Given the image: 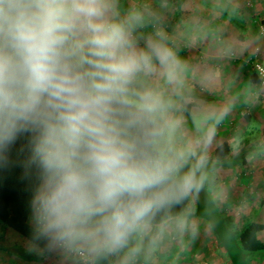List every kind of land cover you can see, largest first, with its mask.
<instances>
[{
	"label": "clouds",
	"instance_id": "1",
	"mask_svg": "<svg viewBox=\"0 0 264 264\" xmlns=\"http://www.w3.org/2000/svg\"><path fill=\"white\" fill-rule=\"evenodd\" d=\"M0 194V264H256L264 0H0Z\"/></svg>",
	"mask_w": 264,
	"mask_h": 264
},
{
	"label": "trees",
	"instance_id": "2",
	"mask_svg": "<svg viewBox=\"0 0 264 264\" xmlns=\"http://www.w3.org/2000/svg\"><path fill=\"white\" fill-rule=\"evenodd\" d=\"M0 228L2 235L0 240H4L9 231L19 230L20 221L14 211L12 198L8 194H0ZM253 254L264 252V248H253Z\"/></svg>",
	"mask_w": 264,
	"mask_h": 264
},
{
	"label": "rangeland",
	"instance_id": "3",
	"mask_svg": "<svg viewBox=\"0 0 264 264\" xmlns=\"http://www.w3.org/2000/svg\"><path fill=\"white\" fill-rule=\"evenodd\" d=\"M12 233H13L12 231H9L6 234L4 239H6ZM1 235H2V230L0 228V236ZM200 248H205V245H198L197 249H200ZM254 256H255L256 264H264V252L256 253V254H254ZM206 259H207L206 250L203 254H200V255H198L197 251L194 250L192 255L185 262V264H205ZM233 264H240V254L233 256Z\"/></svg>",
	"mask_w": 264,
	"mask_h": 264
}]
</instances>
